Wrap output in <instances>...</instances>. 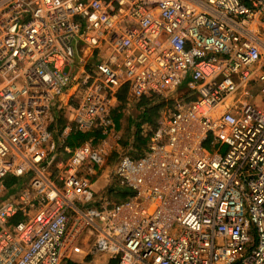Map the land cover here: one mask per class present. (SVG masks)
<instances>
[{
  "label": "built area",
  "instance_id": "1",
  "mask_svg": "<svg viewBox=\"0 0 264 264\" xmlns=\"http://www.w3.org/2000/svg\"><path fill=\"white\" fill-rule=\"evenodd\" d=\"M0 76V189L27 182L0 201V264H61L83 233L104 264H264V0H0ZM124 89L172 107L109 204L92 177Z\"/></svg>",
  "mask_w": 264,
  "mask_h": 264
},
{
  "label": "rangeland",
  "instance_id": "2",
  "mask_svg": "<svg viewBox=\"0 0 264 264\" xmlns=\"http://www.w3.org/2000/svg\"><path fill=\"white\" fill-rule=\"evenodd\" d=\"M183 91V88L181 89ZM250 93L253 96V100L248 99L250 103H254L258 107L263 108L264 106V98L259 95L258 92V87L256 86L255 88L250 90ZM160 100V99H159ZM158 99L152 100V104L158 103ZM120 105V104H119ZM118 105V106H119ZM135 104H129L125 103V107L121 108L119 111L122 114L121 117V123H120V130H119V140L115 141L114 139H110L107 142V157L106 161L103 165L102 168L97 170L96 175L92 177V184L95 183V181H98V189L95 190L96 198L97 200H104L105 202L111 204L117 201L118 197L114 193V191H109L110 188L116 187L117 184L113 179H112V170L114 168V165L116 161L119 159L121 155L128 154L130 156H134L135 154H139L138 148L136 147V138L134 137V133L136 132L134 124H131V121H134V118L132 117L133 113V107ZM171 106L169 104H165L161 110L162 114L168 109H170ZM118 108V107H117ZM116 108V110H117ZM115 110V111H116ZM161 114V115H162ZM153 129V126L148 125V124H143L140 128V136H149L151 130ZM57 131V130H56ZM58 132V131H57ZM145 149L143 146L140 153ZM26 181V180H25ZM115 190V189H114ZM10 191L5 189H2L0 191V201L2 199L7 198L9 195ZM99 205V204H96ZM88 241L84 243V240L82 243L77 242L74 245V248L71 250L72 252H76V249L84 250L85 252L89 250V247L91 245V241ZM83 248V249H82ZM70 252V251H68ZM67 252V253H68ZM67 256V254L65 255ZM64 260V259H63ZM99 261V264H104V262L101 261L100 258L97 259Z\"/></svg>",
  "mask_w": 264,
  "mask_h": 264
},
{
  "label": "trees",
  "instance_id": "3",
  "mask_svg": "<svg viewBox=\"0 0 264 264\" xmlns=\"http://www.w3.org/2000/svg\"><path fill=\"white\" fill-rule=\"evenodd\" d=\"M152 100L154 99L142 98L133 107L132 117L134 118L136 122L134 123V121H131L132 122L131 124H134L135 129H136L135 130L136 132L134 133V137L136 138L135 139L136 144H137L136 147L138 148V151H139V154H135L134 157H137L142 154V152L145 149L141 153L140 151L143 146L146 148V143L148 140L147 136H144V137L140 136L141 126L143 124H148V125L153 126L154 128L156 126L157 120L159 119V117L161 116L163 112V111L161 112L163 106L165 104H169V106L172 107V100L165 101L164 99H160V100L158 99L159 102L156 104H152ZM118 103L120 105L118 106L117 110L113 112V115H112V121L115 127H119V121L122 117V114L119 110L125 107V103L129 104V101H127V98H126L125 89L119 92ZM62 125H63V120L61 117H59L52 125V129L59 131ZM56 136L57 135H55V138ZM101 138L102 137H101L100 131L98 130L93 131V132H75V133L69 134L65 138L64 145L70 148H74L89 139H93V142H97ZM19 182L20 180L14 177H8L3 181L4 183L3 185L5 186L6 189H9V188L11 189V187H13L16 184H19ZM116 186L117 188L112 187L109 189V191L116 192L114 194L116 195V197H118L117 201L125 199L129 195V192L125 188L120 187L118 184ZM17 220H19V217L14 218L13 221L15 222ZM88 260H89V255L82 259V257L78 253L72 252L68 258L64 259L61 262V264H86Z\"/></svg>",
  "mask_w": 264,
  "mask_h": 264
},
{
  "label": "crops",
  "instance_id": "4",
  "mask_svg": "<svg viewBox=\"0 0 264 264\" xmlns=\"http://www.w3.org/2000/svg\"><path fill=\"white\" fill-rule=\"evenodd\" d=\"M4 83V78L3 77H1L0 76V85H2ZM118 105H119V103L117 104V107H118ZM116 107V108H117ZM121 119H120V121H119V127H115V125L113 126V130H114V132L115 133H117V134H119V130H120V123H121ZM26 180V179H25ZM98 181H95V183H93V185H92V189L94 190H96V189H98ZM4 184V183H3ZM15 186V185H14ZM27 186V182H24L23 180H21L20 182H19V188L20 187H26ZM4 187V189H6L5 188V186H3ZM18 188V189H19ZM13 187H11V189L9 188V191H10V193H9V195L10 194H12L14 191H16V190H18L17 188H14L13 190ZM7 191H8V189H6ZM95 190H94V192H95ZM0 191H2V188L0 189ZM83 240H84V243H85V241L87 242L88 241V243H90L89 241H90V238H89V234H87V233H83L82 235H80L76 240H75V242L73 243V245L71 246V248H69V251L70 252H68L67 253V256L65 257V258H68L70 255H71V253H72V249L74 248V245L77 243V242H79V243H82L83 242ZM75 249V248H74ZM83 249V248H82ZM77 251H76V253H78L81 257H82V259L84 258V257H86V256H88V250L85 252L84 250H80V249H76ZM100 259H101V261L102 262H107V259L105 258V257H103V256H101L100 257ZM86 264H99V261L98 260H95V259H91V257L89 256V260L87 261V263Z\"/></svg>",
  "mask_w": 264,
  "mask_h": 264
}]
</instances>
